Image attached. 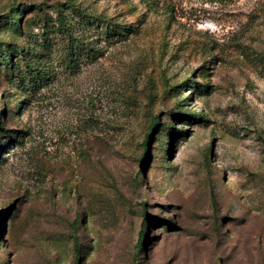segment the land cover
Wrapping results in <instances>:
<instances>
[{"label":"rangeland","instance_id":"1","mask_svg":"<svg viewBox=\"0 0 264 264\" xmlns=\"http://www.w3.org/2000/svg\"><path fill=\"white\" fill-rule=\"evenodd\" d=\"M0 46V264H264V0H0Z\"/></svg>","mask_w":264,"mask_h":264},{"label":"trees","instance_id":"2","mask_svg":"<svg viewBox=\"0 0 264 264\" xmlns=\"http://www.w3.org/2000/svg\"><path fill=\"white\" fill-rule=\"evenodd\" d=\"M7 19V22L11 23V25L13 27H16L18 26V22H15L14 21V17L12 15H7L5 17ZM108 28L113 31V32H116L118 34H120V32L118 30H116V28L114 27H109ZM2 47L0 46V58L1 60H4V61H10V57H9V53L11 52L10 49L6 46V48L4 49V53H3V50L1 49ZM194 83V81H192ZM200 120H202L201 118H199ZM158 125V117H153L150 121V124L148 125V129H147V132L144 134V138L142 140V143H141V147H142V154H141V162L143 163L145 160H146V156L148 154V151H149V138L152 136L154 130L156 129ZM3 132V131H2ZM143 220L145 222V220H147V215L146 213L144 212L143 213ZM144 222H142V226L138 232V238H137V241H136V244H135V248L139 249L141 248L142 246V236H143V230H144ZM76 249L78 248L77 246L75 247ZM78 253V252H77Z\"/></svg>","mask_w":264,"mask_h":264}]
</instances>
